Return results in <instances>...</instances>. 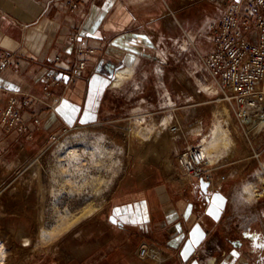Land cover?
Instances as JSON below:
<instances>
[{
	"label": "crops",
	"instance_id": "0c3cea01",
	"mask_svg": "<svg viewBox=\"0 0 264 264\" xmlns=\"http://www.w3.org/2000/svg\"><path fill=\"white\" fill-rule=\"evenodd\" d=\"M77 1L79 7L71 9L67 0H0V51L11 55L0 87L42 94L49 85L60 98L51 109L36 101L26 104L19 95L23 120L12 129L1 121L6 99L0 101V175L13 168L16 152L41 151L64 123H87L109 112L111 97L123 86L152 77L159 42L173 39L166 19L176 0ZM188 5L179 4L181 24L174 26L176 40L185 43L191 34L184 27L191 17ZM196 13L195 20L211 17L206 9ZM199 46L207 54L209 37ZM80 47L98 51L87 57L88 67L74 84L59 82V72H71L83 57ZM169 67L165 65L167 79ZM119 69L124 74L115 83ZM38 115L39 125L34 121ZM226 168L228 180L208 194L180 189L165 178L117 194L102 220L112 234L82 257L63 259L23 245L2 264H156L136 255L143 240L175 254L166 264H264V216L252 217L259 203L247 197L244 185L232 182L245 169ZM12 219L0 218L1 234L10 233ZM242 219L246 227L238 225Z\"/></svg>",
	"mask_w": 264,
	"mask_h": 264
},
{
	"label": "rangeland",
	"instance_id": "374dc122",
	"mask_svg": "<svg viewBox=\"0 0 264 264\" xmlns=\"http://www.w3.org/2000/svg\"><path fill=\"white\" fill-rule=\"evenodd\" d=\"M176 1L173 11L167 14L174 18L167 25L174 32L170 34L173 39L164 41L167 47L158 41V54L154 52L158 58L150 79L127 83L111 97L109 112L91 122L74 123L81 126L50 140L41 151L29 156L16 152L13 168L0 175V218H13L12 229L8 230L12 244L7 246V260L18 246H23L24 231H29L32 238L26 245L31 250L50 252L63 259L80 257L76 251L85 243L102 244L112 234L102 221L110 200L123 191L163 180L169 155L179 151L187 140L200 143L212 162L230 157L234 162L228 163L230 167H243L245 170L232 182L244 185L247 197L258 201L252 217L264 216V153L261 161L255 162L250 158L252 152L242 147L241 126L228 103L218 99L212 89L217 84L201 60L200 41L208 39L206 20L220 17L224 8L213 0L190 3L191 17L184 27L191 34L185 43L176 40L174 26L181 24L180 1ZM198 8L206 9L211 17L195 20ZM166 64L170 66L169 79L165 78ZM192 106L198 107L193 118ZM143 113L147 114L145 122L139 124L134 117ZM166 115L169 124L177 123L181 129L168 132L164 141L160 138L164 149L159 157L153 140L160 129L158 122ZM130 116H134L130 128L118 123ZM197 120L202 122L200 133L191 132ZM28 159L32 160L27 163ZM38 161L40 165L35 166ZM44 200L45 216L40 222L38 211ZM243 220L238 225L246 227Z\"/></svg>",
	"mask_w": 264,
	"mask_h": 264
},
{
	"label": "built area",
	"instance_id": "2783aa9c",
	"mask_svg": "<svg viewBox=\"0 0 264 264\" xmlns=\"http://www.w3.org/2000/svg\"><path fill=\"white\" fill-rule=\"evenodd\" d=\"M196 1L199 0H180V3L187 5ZM213 1L222 5L224 11L208 25L207 33L212 48L207 54H201V60L217 84L215 93L218 99L228 103L241 126L242 147L252 152L251 160L259 162L264 153V0ZM67 3L71 9L79 7L77 0H67ZM78 51L83 57L71 72H59V82L74 84L88 67L87 57L96 54L98 49L80 47ZM10 56V53L0 51V75L11 65ZM55 58L60 59V54ZM44 89V93L39 94L0 87V101L6 99L1 111V121L12 129L23 120L18 103L19 95L23 96V102L26 104L36 101L55 109L60 101L59 96L49 89V85ZM190 112L193 118L198 113V107L192 106ZM146 116L147 114L143 113L133 117L139 124H144ZM133 117L119 119L118 123L130 128L134 122ZM34 121L37 125L41 124V115L35 117ZM79 126L80 123H64L51 135L50 140H56ZM169 127L171 133H177L181 129L177 123H172ZM228 163H234L230 161V157L212 162L211 156L200 143L192 144L187 140L179 151L169 155L168 164L164 168L165 179L180 189L189 187L192 191L200 189V180L204 179L210 182L211 189L228 180ZM25 238L22 243L26 246L28 244ZM135 253L140 259H150L156 264L170 263L175 258L173 252L146 240L139 243Z\"/></svg>",
	"mask_w": 264,
	"mask_h": 264
},
{
	"label": "bare ground",
	"instance_id": "6f19581e",
	"mask_svg": "<svg viewBox=\"0 0 264 264\" xmlns=\"http://www.w3.org/2000/svg\"><path fill=\"white\" fill-rule=\"evenodd\" d=\"M167 23H172L174 21V18L172 16H168L167 17ZM124 74V70L123 69H119L117 71V75H116V79L114 80L115 83H118L121 79V77L123 76ZM184 75V74H182ZM187 81L190 82L189 78H187V76H185ZM192 83V82H190ZM212 89H217V86L216 85H212ZM264 120V116L262 118ZM169 115H166L164 116L158 123H159V130L158 132H156V135H155V139L153 140V143L155 145V147H157V150H156V154L159 153V157H162L163 153V145L160 144V138H162V140L164 141V137L168 134V132L170 133L171 132V129L169 127ZM202 128V122L201 120H197L196 123L191 127L190 131L191 132H197V133H200V130ZM205 139V137L203 138ZM165 145V144H164ZM71 151V150H70ZM229 152L232 151V147L229 148L228 150ZM26 157V155H24ZM157 157V156H156ZM158 157V158H159ZM32 159H28L27 163H29ZM148 160V159H147ZM161 160V159H160ZM164 160V159H163ZM162 161H160V164H161ZM165 162V161H164ZM159 163V162H158ZM40 165L39 164V161L38 163L35 165V166H38ZM163 165V163H162ZM37 168V167H36ZM164 168V167H163ZM45 200L41 203V206H40V210L38 211L39 212V216H40V222H43L44 221V216H45ZM39 208V207H38ZM39 222V223H40ZM11 225V224H10ZM25 226V225H24ZM27 227V226H26ZM27 229V228H26ZM15 230V229H13ZM18 230V229H17ZM22 230V229H21ZM5 231V230H4ZM29 232V231H28ZM27 231H24V232H21V236L23 237H26V244L29 245V243L32 242V238L30 236V234H28ZM14 233V232H13ZM1 234V233H0ZM19 236V235H18ZM11 245L12 244V236L10 233H6V232H3L1 235H0V264L4 263L7 258L6 256L8 255V250H7V246ZM97 244L94 243H88V244H84V246H81L79 247V249L76 251V254L79 255L80 257L84 254H86L91 248H93L94 246H96ZM8 264V262H7Z\"/></svg>",
	"mask_w": 264,
	"mask_h": 264
},
{
	"label": "water",
	"instance_id": "95a60500",
	"mask_svg": "<svg viewBox=\"0 0 264 264\" xmlns=\"http://www.w3.org/2000/svg\"><path fill=\"white\" fill-rule=\"evenodd\" d=\"M209 185H210V182L209 181L204 180V179H201L200 180V189H201V192H203L205 194H208V192H209Z\"/></svg>",
	"mask_w": 264,
	"mask_h": 264
},
{
	"label": "snow or ice",
	"instance_id": "6c2138e0",
	"mask_svg": "<svg viewBox=\"0 0 264 264\" xmlns=\"http://www.w3.org/2000/svg\"><path fill=\"white\" fill-rule=\"evenodd\" d=\"M113 222H115V221H113Z\"/></svg>",
	"mask_w": 264,
	"mask_h": 264
}]
</instances>
